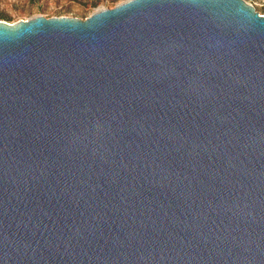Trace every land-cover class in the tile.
Masks as SVG:
<instances>
[{"label":"water","instance_id":"water-1","mask_svg":"<svg viewBox=\"0 0 264 264\" xmlns=\"http://www.w3.org/2000/svg\"><path fill=\"white\" fill-rule=\"evenodd\" d=\"M0 264H264V14L0 21Z\"/></svg>","mask_w":264,"mask_h":264},{"label":"rangeland","instance_id":"rangeland-1","mask_svg":"<svg viewBox=\"0 0 264 264\" xmlns=\"http://www.w3.org/2000/svg\"><path fill=\"white\" fill-rule=\"evenodd\" d=\"M123 0H0V21L14 23L35 15L87 17L98 7H112ZM264 14V0H245Z\"/></svg>","mask_w":264,"mask_h":264}]
</instances>
